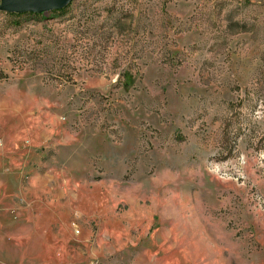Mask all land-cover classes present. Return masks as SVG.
I'll use <instances>...</instances> for the list:
<instances>
[{
  "label": "rangeland",
  "instance_id": "obj_1",
  "mask_svg": "<svg viewBox=\"0 0 264 264\" xmlns=\"http://www.w3.org/2000/svg\"><path fill=\"white\" fill-rule=\"evenodd\" d=\"M0 264H264V0L0 10Z\"/></svg>",
  "mask_w": 264,
  "mask_h": 264
},
{
  "label": "water",
  "instance_id": "obj_2",
  "mask_svg": "<svg viewBox=\"0 0 264 264\" xmlns=\"http://www.w3.org/2000/svg\"><path fill=\"white\" fill-rule=\"evenodd\" d=\"M72 0H0V10L5 12H46L66 6Z\"/></svg>",
  "mask_w": 264,
  "mask_h": 264
},
{
  "label": "trees",
  "instance_id": "obj_3",
  "mask_svg": "<svg viewBox=\"0 0 264 264\" xmlns=\"http://www.w3.org/2000/svg\"><path fill=\"white\" fill-rule=\"evenodd\" d=\"M70 4H71V2L69 4H67L66 6L62 7V8L53 9L52 11L53 12L65 11ZM6 13H8V14H14V15H21V14H24V13L38 14V13H41V12L25 11V12H6Z\"/></svg>",
  "mask_w": 264,
  "mask_h": 264
},
{
  "label": "crops",
  "instance_id": "obj_4",
  "mask_svg": "<svg viewBox=\"0 0 264 264\" xmlns=\"http://www.w3.org/2000/svg\"><path fill=\"white\" fill-rule=\"evenodd\" d=\"M27 211H29V209H27ZM27 211H23V215L22 217H26V219L29 221L30 218L27 217ZM27 220H21V222H27ZM16 238V237H15Z\"/></svg>",
  "mask_w": 264,
  "mask_h": 264
}]
</instances>
